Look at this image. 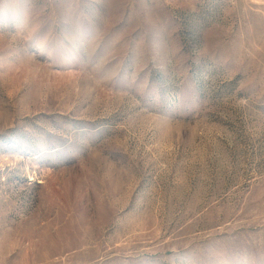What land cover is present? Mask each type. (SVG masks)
Here are the masks:
<instances>
[{"label":"rangeland","instance_id":"1","mask_svg":"<svg viewBox=\"0 0 264 264\" xmlns=\"http://www.w3.org/2000/svg\"><path fill=\"white\" fill-rule=\"evenodd\" d=\"M0 264H264V0H0Z\"/></svg>","mask_w":264,"mask_h":264}]
</instances>
